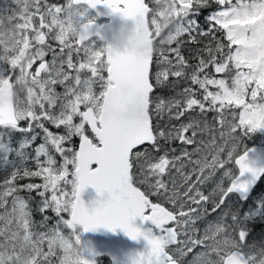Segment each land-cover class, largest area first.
<instances>
[{
  "label": "snow or ice",
  "instance_id": "snow-or-ice-1",
  "mask_svg": "<svg viewBox=\"0 0 264 264\" xmlns=\"http://www.w3.org/2000/svg\"><path fill=\"white\" fill-rule=\"evenodd\" d=\"M14 2L0 15V264H70L65 237L80 241L77 226L143 237L146 250L131 264H264V242H249L252 210L241 214L229 199L247 202L264 177L244 144L264 130V0ZM213 4L202 27L201 10ZM99 5L110 11L98 15L136 22L133 50L111 47V25L89 16ZM205 39L184 55L185 44ZM181 81L190 85L176 91ZM173 141L184 146L179 155L164 147ZM89 187L101 197L91 205L82 199ZM208 204L220 215L201 229Z\"/></svg>",
  "mask_w": 264,
  "mask_h": 264
},
{
  "label": "rangeland",
  "instance_id": "rangeland-1",
  "mask_svg": "<svg viewBox=\"0 0 264 264\" xmlns=\"http://www.w3.org/2000/svg\"><path fill=\"white\" fill-rule=\"evenodd\" d=\"M9 0H0V15L2 16H7L10 15L11 12L13 10L17 9V5L15 4L14 0H11L10 2H7ZM66 0H49V3H65ZM11 3V4H10ZM89 16H91V13L89 12ZM54 46L56 44V42H53ZM196 47V46H195ZM190 48V45H185L184 48L182 50L184 55L187 54L186 49ZM190 54V53H189ZM50 58V57H49ZM195 64V63H193ZM224 74H216L217 78H222ZM189 81L185 82V81H181L178 86L180 88H177L176 91H179L180 89L187 87L189 85L188 84ZM184 83L185 85L181 84ZM192 87L194 88H198V86L193 85ZM57 90L58 91H62L63 89L60 86H57ZM213 91L215 90L214 88L212 89ZM173 94L175 95V92H173ZM192 115H195V113H192ZM215 115L212 112L208 113V119L211 120L212 116ZM167 119V117H165V120ZM188 120V116L186 115L185 117H182L180 121L177 120H172L171 123L172 124H176L179 125L181 122H187ZM51 127V126H49ZM53 131H60L62 132L63 129H54L52 128ZM90 134V133H89ZM190 134V133H189ZM21 136L20 134H15L13 137V145L15 146L16 143L20 140ZM208 137L205 135H198L197 139H207ZM42 140L41 139H37L36 141V145H38L39 143H41ZM252 142H255L257 144H263L264 143V130H258L256 133L252 134L250 137H246L244 140V144L246 145V147L248 148L250 146V144ZM79 143V139L78 138H73L72 141V146L77 148ZM36 145H34L33 147H35ZM144 147H150V146H141V148ZM165 148H169V147H173L176 149V153L177 155L180 154V150L184 147L180 142L178 141H173L171 142V144H164ZM188 150L191 151L195 145H191V146H187ZM31 151V150H29ZM34 155V153H33ZM156 155H159V153H156ZM43 159V158H42ZM57 159H59V157L57 156ZM29 166L30 167H34V165L32 164V161L29 160ZM191 167V165H189V168ZM226 167H233L232 165H226ZM236 168V166H234ZM187 170V169H186ZM237 171V169H236ZM223 169H221L220 171L217 172L216 174V178H214V180L212 182L207 183L206 185L203 186V191L207 194L214 186H215V181L216 179L219 178V176L222 174ZM33 183H42V180L40 178H35ZM143 190V189H142ZM36 194L35 195H31L33 197V201L34 202V211L36 215L34 217L35 220L39 221L42 219L41 213L38 211V205L39 202L41 200V198L37 195V192L34 191ZM22 196H25L24 194H21ZM154 202H158L156 197H152ZM229 199L233 202V208L236 207H240V211L241 214H243L244 211L246 210H252V215L255 218L253 221H249L248 222V226L249 228L252 230L250 237H249V242H255L257 244L264 242V237L262 238V236H264V211H262L260 208L257 207L258 204L261 203L260 200L256 201L258 199V197L256 198L255 196H250V199L247 202H241L239 197L237 196V194H231ZM167 207H171L170 205H165ZM208 209H209V214L206 217V220H202L199 221L197 224V227L203 229L206 225V223L208 221H212L218 218V216L220 215V211L218 210L216 213H211V208L212 205L208 204L207 205ZM2 211V210H0ZM260 212V215H257L256 213ZM46 214L51 217V219L48 221L49 225H54L55 220L58 219V217H55L54 213L51 210H47ZM65 216V218L67 217V214H63ZM230 222V221H229ZM252 224H260V227H256L255 229H253ZM77 232L81 233V227L77 226ZM200 249H196L195 251H199ZM194 255V253L189 254L188 259H191L192 256Z\"/></svg>",
  "mask_w": 264,
  "mask_h": 264
},
{
  "label": "water",
  "instance_id": "water-1",
  "mask_svg": "<svg viewBox=\"0 0 264 264\" xmlns=\"http://www.w3.org/2000/svg\"><path fill=\"white\" fill-rule=\"evenodd\" d=\"M93 10L97 15L108 13L110 11L103 5H99L97 9ZM98 16L107 19V21L102 23V25H111L113 22L120 23L118 15ZM248 149L255 150L250 153V157L256 161V166L264 167V143L252 144L248 147ZM236 169L238 172V166H236ZM248 176H251V173L246 174V177ZM82 199L86 204L91 205L94 200L101 199V197H99L94 188L89 187L82 194ZM136 223L138 225H142L144 228L148 227L147 224H143L139 220H137ZM80 227L81 242L83 247L86 249L84 256L87 259L94 261V264H97V259L102 256L107 257L109 264H131V254L145 251L147 247V241L144 240L143 237L138 240H133L124 232L123 229L111 231L101 227L95 231L83 232V227Z\"/></svg>",
  "mask_w": 264,
  "mask_h": 264
},
{
  "label": "clouds",
  "instance_id": "clouds-1",
  "mask_svg": "<svg viewBox=\"0 0 264 264\" xmlns=\"http://www.w3.org/2000/svg\"><path fill=\"white\" fill-rule=\"evenodd\" d=\"M117 15L119 16L120 23L113 22L111 24V27L107 31L106 39L116 51L133 50L140 39L136 22L122 15ZM254 162L256 164V161ZM65 242V247L67 248L66 255L70 257V264H81L83 260H88V264H94L92 260L87 259L82 254L83 245L81 240L76 241L73 238L65 237Z\"/></svg>",
  "mask_w": 264,
  "mask_h": 264
},
{
  "label": "trees",
  "instance_id": "trees-1",
  "mask_svg": "<svg viewBox=\"0 0 264 264\" xmlns=\"http://www.w3.org/2000/svg\"><path fill=\"white\" fill-rule=\"evenodd\" d=\"M215 5L213 4V6H212V8L211 9H202L201 10V14H200V16L198 17V19H199V22H200V24H201V26L202 27H207V25L205 24V21H204V16L205 15H207L210 11H212V10H214L215 9ZM183 39H187V37L185 36V37H183ZM207 41H206V39L204 40V41H202V43L200 44V45H197V44H192V43H187V44H185V45H190V48H188V49H186V52H187V54H185V56L186 57H189L190 56V54L189 53H193L194 54V50L196 49V48H198V47H202L203 46V43H206ZM196 46V47H195ZM182 51H185V50H182ZM190 63H196V60L195 59H190ZM181 84H183V85H185L184 83H181ZM190 84V81L188 82V84L187 85H189ZM177 88H180L179 86H177ZM173 90H166V91H164V95H167V96H171V95H174L173 94ZM252 144H255V142H252L250 145H252ZM10 158H14V157H10ZM2 166H3V161L2 160H0V168H2ZM9 171L11 170L10 169V167H9V169H8ZM4 172L3 171H0V181H2V179L4 178ZM34 180H35V178H26L25 180H23V181H20V183H29V182H34ZM262 191H264V177H262L261 178V180L260 181H258V185H257V187H256V189H255V191L253 192V193H251V195L250 196H255L256 198L258 197H260V194H261V192ZM20 194H24L25 195V197H27L28 196V193H27V191H22ZM36 193L33 191L32 193H31V195H35ZM33 201V200H32ZM260 201H261V203H264V198H261L260 199ZM31 208H32V212H33V217H35L36 215H34L35 214V211H34V202H31ZM260 227V224H252V227H253V229H255L256 227ZM264 236H262V238H263ZM97 264H109V260L107 259V257H105V256H102V257H99L98 259H97Z\"/></svg>",
  "mask_w": 264,
  "mask_h": 264
},
{
  "label": "flooded vegetation",
  "instance_id": "flooded-vegetation-1",
  "mask_svg": "<svg viewBox=\"0 0 264 264\" xmlns=\"http://www.w3.org/2000/svg\"><path fill=\"white\" fill-rule=\"evenodd\" d=\"M10 1H11V0H9V1H7V2H10ZM10 4H11V3H10ZM89 12L91 13V17H97V23H98V24H102V23H104V22L107 21V19L98 16V15L96 14V12H95L93 9H91Z\"/></svg>",
  "mask_w": 264,
  "mask_h": 264
}]
</instances>
